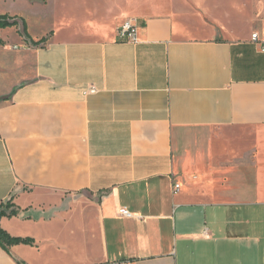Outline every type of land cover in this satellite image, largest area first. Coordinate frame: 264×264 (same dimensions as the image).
Wrapping results in <instances>:
<instances>
[{"label": "crops", "instance_id": "obj_1", "mask_svg": "<svg viewBox=\"0 0 264 264\" xmlns=\"http://www.w3.org/2000/svg\"><path fill=\"white\" fill-rule=\"evenodd\" d=\"M116 1L3 39L0 264H264V0Z\"/></svg>", "mask_w": 264, "mask_h": 264}, {"label": "rangeland", "instance_id": "obj_2", "mask_svg": "<svg viewBox=\"0 0 264 264\" xmlns=\"http://www.w3.org/2000/svg\"><path fill=\"white\" fill-rule=\"evenodd\" d=\"M110 1L114 0H0V15L18 16L25 19L32 36L37 37L45 30L58 25L67 16L76 17L75 25L87 26L93 19L107 16L104 8L111 6ZM123 1L126 5L125 8ZM142 2L147 4L150 0H141ZM131 3L132 0H120L113 2L112 6L117 5L114 12L120 16L121 8H124L126 13L131 12L128 7ZM146 14L149 15L150 12ZM0 32V36L4 40H15L21 36L24 38L23 41L25 40L29 46H32L31 41L25 37L22 31L19 34L16 33V27L2 29Z\"/></svg>", "mask_w": 264, "mask_h": 264}, {"label": "trees", "instance_id": "obj_3", "mask_svg": "<svg viewBox=\"0 0 264 264\" xmlns=\"http://www.w3.org/2000/svg\"><path fill=\"white\" fill-rule=\"evenodd\" d=\"M19 27L22 33L25 35L27 39L31 41L34 45H37V42L31 40L28 34V26L25 19L20 18L18 16H10V15H0V30ZM43 42L40 41V43ZM4 45L3 39L0 37V46ZM17 214L16 210H11V206L9 204H0V245L5 249L9 250L10 247L19 244H32L33 240L24 239L11 236L7 231H5L1 226V220L3 217H13Z\"/></svg>", "mask_w": 264, "mask_h": 264}, {"label": "built area", "instance_id": "obj_4", "mask_svg": "<svg viewBox=\"0 0 264 264\" xmlns=\"http://www.w3.org/2000/svg\"><path fill=\"white\" fill-rule=\"evenodd\" d=\"M138 31H139V20L136 18H129L124 21L122 26L119 28L118 37L122 41L127 42H137L138 41ZM252 41L258 45L262 51H264V31L254 33L252 35ZM98 90L94 86H91L86 94H95ZM175 191L178 192L180 185L175 186ZM120 215L124 218H134L135 215L127 208H121Z\"/></svg>", "mask_w": 264, "mask_h": 264}, {"label": "water", "instance_id": "obj_5", "mask_svg": "<svg viewBox=\"0 0 264 264\" xmlns=\"http://www.w3.org/2000/svg\"><path fill=\"white\" fill-rule=\"evenodd\" d=\"M20 31H21V29H20Z\"/></svg>", "mask_w": 264, "mask_h": 264}]
</instances>
